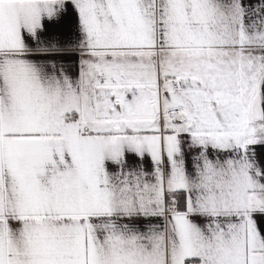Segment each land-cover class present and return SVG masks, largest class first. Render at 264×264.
Listing matches in <instances>:
<instances>
[{
	"label": "snow or ice",
	"instance_id": "1",
	"mask_svg": "<svg viewBox=\"0 0 264 264\" xmlns=\"http://www.w3.org/2000/svg\"><path fill=\"white\" fill-rule=\"evenodd\" d=\"M0 264H264V0H0Z\"/></svg>",
	"mask_w": 264,
	"mask_h": 264
}]
</instances>
